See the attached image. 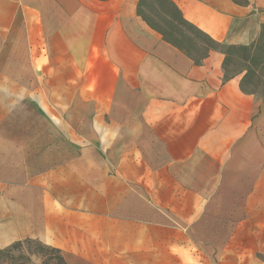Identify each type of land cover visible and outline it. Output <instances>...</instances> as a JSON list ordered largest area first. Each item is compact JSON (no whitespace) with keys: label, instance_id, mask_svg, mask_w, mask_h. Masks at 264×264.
Returning <instances> with one entry per match:
<instances>
[{"label":"crops","instance_id":"1","mask_svg":"<svg viewBox=\"0 0 264 264\" xmlns=\"http://www.w3.org/2000/svg\"><path fill=\"white\" fill-rule=\"evenodd\" d=\"M172 1L218 43L248 45L264 24V0ZM138 2L0 0V94L15 45L45 116L107 119L82 130L96 141L53 143L58 168L42 174L25 170L22 144L0 154L5 236L67 264H155L156 233L171 246L175 230L210 250L181 264H264V97L224 80L221 51L196 65L163 41Z\"/></svg>","mask_w":264,"mask_h":264},{"label":"rangeland","instance_id":"2","mask_svg":"<svg viewBox=\"0 0 264 264\" xmlns=\"http://www.w3.org/2000/svg\"><path fill=\"white\" fill-rule=\"evenodd\" d=\"M141 11L147 19L159 25L162 31H165L166 34H171V30L160 24L154 12L150 11L145 6L141 8ZM145 24L148 26L147 22H145ZM170 37H172V35H170ZM177 37L184 51L191 52L188 42L181 39L180 36ZM195 55V57H197V54ZM19 61V47L13 45L12 70L10 71L12 75V85L11 87H6L4 96L3 93L0 94V142L11 143V146H2L0 148V154H12V157H15L19 153L17 145L22 144L24 152L27 155L26 166H24V168L30 175L35 176V174H42L58 168L54 167L55 165L52 164V162H56V159L53 158L55 155H52L55 151L51 149L53 143L83 142L85 140L96 141L95 137L97 135L90 132L82 133V130L84 128L87 129L89 125L91 127L105 126L107 119L105 117H92L91 119L72 117L65 119L45 116L39 107L40 104L35 101V87L20 85L22 75L28 73V71H23L18 68ZM231 69L233 70V68ZM28 75L30 77V71ZM32 77L35 80V75L32 74ZM244 86L246 90L253 92V97L255 99H263L264 69H256L254 75L246 79ZM45 111L48 114L50 113L48 109ZM78 112H83V109H80ZM57 152H60L61 156H67L69 151L61 149ZM12 184H19V182L12 181ZM0 189V208H2L4 199L2 183L0 184ZM20 196V192L12 193V201H16L17 206H20ZM6 218L10 219V215ZM6 218L4 214L0 213V249L9 248L13 243L25 239V237L12 236L8 238L5 236L7 232L4 230L3 224L5 220H7ZM168 233L169 232H166V235L163 232L156 233L155 264H181V253L186 255L183 258L184 260H200V258L196 256L197 254L203 252V254L208 255L210 252V250H207V252L197 245H191L189 243L188 245H185V243L180 244L179 231L175 230L171 231L172 245L168 246ZM183 237H185V235ZM164 240L166 243H164ZM34 249L33 243L30 247L27 243H24L19 249L12 250L9 256L17 258L20 253H24L26 256H29L31 261L30 264H42L44 258L33 254L35 251ZM170 255H172L171 262L169 259ZM17 263L20 262L18 261ZM51 263L56 264L57 260H52Z\"/></svg>","mask_w":264,"mask_h":264},{"label":"trees","instance_id":"3","mask_svg":"<svg viewBox=\"0 0 264 264\" xmlns=\"http://www.w3.org/2000/svg\"><path fill=\"white\" fill-rule=\"evenodd\" d=\"M232 1L237 4L245 3L244 0ZM143 6L155 13L161 25L171 30L170 35L172 37L166 34L165 31H162L159 25L144 16L141 11ZM137 14L143 21L147 22L150 28L162 36L163 41L191 58L196 65H199L208 56L209 52L214 50L221 51L224 55L222 64L224 80L242 75L240 81L241 91L253 95V92L246 90L244 83L248 77L254 75L256 69H264V24L260 27L258 37L250 44L226 45L214 41L207 34L188 22L172 0H139ZM177 36L188 42L191 52L184 51L179 44ZM195 54H197V57H195ZM24 243H27L29 247L33 243L35 247L33 254L44 258L42 264H53L51 263L52 260H57L56 264H67L58 249L28 238L13 243L9 248L0 249V264H30L29 256H26L24 253H20L17 258L9 256L12 250L19 249ZM18 261L20 263H17Z\"/></svg>","mask_w":264,"mask_h":264}]
</instances>
